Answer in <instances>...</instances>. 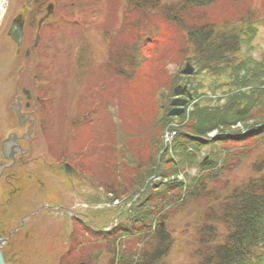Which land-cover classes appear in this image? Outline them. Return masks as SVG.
Returning a JSON list of instances; mask_svg holds the SVG:
<instances>
[{"label": "trees", "instance_id": "16d2710c", "mask_svg": "<svg viewBox=\"0 0 264 264\" xmlns=\"http://www.w3.org/2000/svg\"><path fill=\"white\" fill-rule=\"evenodd\" d=\"M124 1L122 18L110 22L111 60L104 68L116 75L108 86L121 87V159L132 160L135 170L126 165L130 172L112 171L114 180L106 182L112 201L133 208L117 235L103 233L120 246L118 263L166 264L176 237L191 235L197 259L186 264H264V149L254 154L257 145L264 148V59L250 55L264 24V0ZM187 62L209 74L212 95L200 92L198 81L187 104L192 109L169 116L175 86L183 78L189 83L181 72ZM171 63L180 74L171 75ZM167 126L174 152L163 165ZM214 130L220 134L208 136ZM201 147L208 156L200 155ZM192 168L197 174L189 181H170ZM152 174L165 182L147 183Z\"/></svg>", "mask_w": 264, "mask_h": 264}, {"label": "rangeland", "instance_id": "374dc122", "mask_svg": "<svg viewBox=\"0 0 264 264\" xmlns=\"http://www.w3.org/2000/svg\"><path fill=\"white\" fill-rule=\"evenodd\" d=\"M29 1L8 0L5 7L6 12L0 24V96L9 84L29 82L36 85H52L55 91L51 92L55 97L51 102L50 112L47 113L49 128L46 129L42 125L47 139L38 138L35 143L40 149L47 144L48 147L53 146L65 153L75 149L78 164H80L78 158L85 152L89 162L85 174L91 186L89 189L85 185L78 187V195L75 198L69 195L70 200L74 199L71 206L74 207L79 219L76 216L74 221L70 220L68 213L65 212L64 216L41 221L27 236L23 234L17 237L14 249L4 251V256L12 264H69L70 260L72 264H117L119 260L117 251L120 246L108 240L115 237L103 235L93 238L90 227L99 230L98 233L115 231L110 235H117L116 227H121V224L129 221L133 209L131 204H126L124 200L112 201L114 194L108 193L106 189L107 180L109 178L114 180L110 174L112 171L114 174L117 170L120 175L125 168L127 172L135 171L129 166L132 160L127 164L121 159L123 151L121 147L124 144L120 127L123 118L120 117L121 100L117 98L121 87L108 86L107 81L116 79V75L113 76L104 69L111 60L110 44L107 41L110 22H114V18H122L123 12L120 14L119 7H124L125 1L114 0L113 5L110 0H47L44 6L39 7L40 13H36L35 4L42 0H33L31 4ZM49 3H54L55 9L54 13L48 16L49 21L42 31V46L33 49L30 58L26 60L25 48L21 54L18 53L16 43L8 34L12 21L25 10L28 14L27 29L33 31L32 35L36 37L38 21L47 14ZM260 26L258 36L252 42L254 49L250 53L259 61L264 59V24ZM27 38L25 36V40ZM41 51H46L44 56ZM167 67L174 76L180 74L179 71L185 65L181 69L177 63H171ZM101 76L106 80L104 83L101 82ZM184 76H188V85L192 92L194 85L200 81L203 87L199 91L211 97V91L206 87L211 80L209 74L205 72L199 74L195 67L194 74ZM180 82L187 84L185 78ZM223 89L227 91V87ZM223 89L216 95L222 97ZM173 97L174 95L171 99ZM189 109H192V105ZM87 120L89 121L85 124ZM140 125L141 128L148 127L146 120H141ZM170 126L177 124L173 123ZM238 126L241 128V123ZM171 132L167 126L163 144L169 145L167 146L170 147L169 153L166 156L168 148L165 149L158 159L163 165L165 158L174 152L171 148L174 136H169ZM219 134L214 130L208 136L215 137ZM256 147L257 151L254 154L264 149L261 144ZM78 151H81L80 156ZM207 152H209L207 147H201L199 150L202 156H208ZM130 153L133 155L131 149ZM126 155L128 159L131 158L128 152ZM126 165L130 171L124 167ZM81 170L83 173V169ZM196 174V168L184 170L177 177L173 176L170 181L187 182L188 177L192 178ZM165 180L168 181L167 178ZM149 181H154L156 187L165 182L154 174L147 183ZM140 195L141 192L136 194L134 202ZM181 223L175 222L177 225ZM117 240L121 243V236H118ZM192 241L191 235L188 238L176 237L166 264L195 262L197 257L192 256ZM183 242L187 243L185 248L182 246Z\"/></svg>", "mask_w": 264, "mask_h": 264}, {"label": "flooded vegetation", "instance_id": "af4514ba", "mask_svg": "<svg viewBox=\"0 0 264 264\" xmlns=\"http://www.w3.org/2000/svg\"><path fill=\"white\" fill-rule=\"evenodd\" d=\"M19 15H24V37L17 52L21 54L25 48L27 60L30 58L27 50L31 55L33 49L42 46V36L40 31L37 42L38 28L35 37L27 29V12L23 10ZM45 52L41 51L43 56ZM51 91H55L52 85L27 82L7 85L0 96V247L3 254L9 248L14 249L17 237L27 236L41 221L64 216L65 212L74 221L77 215L71 206L74 199L70 198L78 195L77 188L81 185L88 189L91 186L85 174L89 166L85 152L80 156L78 151V164L75 149L65 153L47 144L40 149L35 143L38 138L47 139L42 125L49 128L47 113L55 97ZM5 259L9 262L6 256Z\"/></svg>", "mask_w": 264, "mask_h": 264}, {"label": "water", "instance_id": "95a60500", "mask_svg": "<svg viewBox=\"0 0 264 264\" xmlns=\"http://www.w3.org/2000/svg\"><path fill=\"white\" fill-rule=\"evenodd\" d=\"M10 36L14 41H16L18 44L22 43L23 38V22H22V16H18L15 18L12 22L10 31ZM29 53V51H28ZM195 71V68L191 63H187L186 67L182 70L183 74L186 75H192ZM174 93L178 95L175 97L172 101V108L169 111L170 116H178L184 113L185 111V105L188 103L190 99L193 98L192 92L189 90L188 85H178L174 89ZM183 95H186V97H182ZM0 264H7L5 262V259L3 257V253L0 248Z\"/></svg>", "mask_w": 264, "mask_h": 264}, {"label": "bare ground", "instance_id": "6f19581e", "mask_svg": "<svg viewBox=\"0 0 264 264\" xmlns=\"http://www.w3.org/2000/svg\"><path fill=\"white\" fill-rule=\"evenodd\" d=\"M8 3V0H0V24L2 22V19L4 17V14H5V7H6V4Z\"/></svg>", "mask_w": 264, "mask_h": 264}]
</instances>
